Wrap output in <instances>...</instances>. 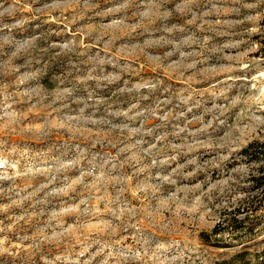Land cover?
<instances>
[{"label": "rangeland", "instance_id": "374dc122", "mask_svg": "<svg viewBox=\"0 0 264 264\" xmlns=\"http://www.w3.org/2000/svg\"><path fill=\"white\" fill-rule=\"evenodd\" d=\"M256 140L264 0H0V264H264Z\"/></svg>", "mask_w": 264, "mask_h": 264}, {"label": "trees", "instance_id": "16d2710c", "mask_svg": "<svg viewBox=\"0 0 264 264\" xmlns=\"http://www.w3.org/2000/svg\"><path fill=\"white\" fill-rule=\"evenodd\" d=\"M260 150V151H255V150ZM249 151H254L251 153V160H264V141H252L248 147H246L244 149V154H250ZM260 154H263L261 157L259 156ZM263 157V158H262ZM259 171L264 173V165L261 166L259 168ZM254 180L256 182H261L264 183V174H260L259 176H255ZM259 186V184H257ZM260 202H264V196L259 200ZM234 212H230L229 214H233ZM247 216L246 217H242V218H236L232 216H229L225 219V221L227 222L226 226L224 227L223 230H228L230 232L232 231H243V230H247L248 228L245 227V222L247 221ZM258 223H255L253 225H251V227H249V230H254L255 228L253 227L254 225H256ZM218 226H216L214 228V234H218L220 231H218ZM264 252V250H263ZM249 251L246 248H243L241 251L237 252L236 254L232 255L229 258H224L221 260H216L211 264H249V259H248V255H249Z\"/></svg>", "mask_w": 264, "mask_h": 264}]
</instances>
